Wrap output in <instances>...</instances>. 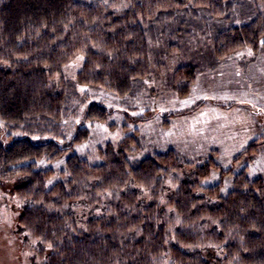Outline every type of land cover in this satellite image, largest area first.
<instances>
[{
    "label": "trees",
    "instance_id": "trees-1",
    "mask_svg": "<svg viewBox=\"0 0 264 264\" xmlns=\"http://www.w3.org/2000/svg\"><path fill=\"white\" fill-rule=\"evenodd\" d=\"M127 1V8L106 11L92 1L0 0V185L16 181L10 194L23 203L22 234L35 240L31 264H264V179H250L246 168L234 175L227 195L223 179L202 186L221 169L215 152L202 165L174 149L135 159L141 148L135 130L117 146L100 147L98 164L73 153L58 170L38 168L88 142L92 126L112 115L91 102L64 145L80 87L121 97L145 88L158 51L149 42L160 43L171 26L188 35L184 9L204 12L200 29L221 27L218 63L242 50L264 54V0ZM79 56L74 82L64 71ZM201 72L178 69L180 98ZM179 115L164 116V125ZM261 140L244 155L255 153Z\"/></svg>",
    "mask_w": 264,
    "mask_h": 264
},
{
    "label": "rangeland",
    "instance_id": "rangeland-1",
    "mask_svg": "<svg viewBox=\"0 0 264 264\" xmlns=\"http://www.w3.org/2000/svg\"><path fill=\"white\" fill-rule=\"evenodd\" d=\"M82 1H92L106 11L128 6L127 0ZM150 16L145 17L149 20ZM181 16L184 25L191 28L188 35L178 34L177 27L171 26L161 31L166 33L159 34L161 40L156 46L149 42L150 51H158L156 56H151L146 86L137 95L121 97L96 87L79 88L74 103L79 108L78 115L65 120L67 139L64 145L71 144L77 123L83 120L91 102L104 105L113 111L112 115L108 122L92 126L88 142L75 145L56 162L40 161L38 168L58 170L73 153L98 164L101 162L100 147L108 143L117 146L127 134L138 130L141 148L135 159L174 149L187 162L202 165L209 162L215 152L214 161L221 169L213 170L210 177L202 181V186H215L223 179V195L234 189V175L246 168L250 179H264V54L255 58L254 51L242 50L227 58L229 61L218 63L215 40L221 27L198 28L201 22L206 24L203 11L184 9ZM167 23L170 26L174 22ZM82 65L83 58L79 56L65 68L64 76L75 82ZM188 65L204 72L198 74L189 95L180 98L174 89L177 71ZM244 101L251 106H246ZM243 108H248L252 115L244 113ZM171 113L182 115L170 117V124L165 126L164 116ZM259 139L263 140L256 152L244 155ZM240 155L243 157L236 162ZM228 170H232V174H222ZM15 183L0 185V264H31L35 240L27 239L18 226L23 203L10 194Z\"/></svg>",
    "mask_w": 264,
    "mask_h": 264
},
{
    "label": "crops",
    "instance_id": "crops-1",
    "mask_svg": "<svg viewBox=\"0 0 264 264\" xmlns=\"http://www.w3.org/2000/svg\"><path fill=\"white\" fill-rule=\"evenodd\" d=\"M244 104H245L246 106H251V105H249V104H246L245 101H244ZM242 106H243V105H242ZM243 109H244V113L248 112L249 114H251V113H250V110H249L248 108H243ZM232 110H233V109H232ZM232 110H231V111H232ZM235 111H237V110H235ZM240 113H242V112H240ZM251 115H252V114H251ZM253 116H254V115H253Z\"/></svg>",
    "mask_w": 264,
    "mask_h": 264
}]
</instances>
